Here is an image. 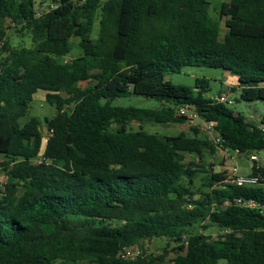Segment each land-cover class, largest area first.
Masks as SVG:
<instances>
[{"label":"trees","instance_id":"1","mask_svg":"<svg viewBox=\"0 0 264 264\" xmlns=\"http://www.w3.org/2000/svg\"><path fill=\"white\" fill-rule=\"evenodd\" d=\"M52 1L40 10L37 0H0V264H168L167 252L118 258L155 238L179 246L174 264H264V166L253 163L257 185L240 187L203 161L218 148L264 151V116L252 122L217 103L208 79H168L186 67L221 69L235 80L232 100L264 102V0L224 2L219 19L209 0ZM10 30L32 46H13ZM73 37L83 54L68 59ZM39 92L57 109L44 120L46 140L41 120H26ZM132 96L161 107L114 105ZM183 106L213 122L221 142L197 129H129L187 124Z\"/></svg>","mask_w":264,"mask_h":264},{"label":"rangeland","instance_id":"2","mask_svg":"<svg viewBox=\"0 0 264 264\" xmlns=\"http://www.w3.org/2000/svg\"><path fill=\"white\" fill-rule=\"evenodd\" d=\"M231 0H209L208 11L210 15L216 19L220 17V6L224 2H230ZM38 6L40 10H48L51 6L54 5L52 0H37ZM42 4V5H41ZM222 29L225 30V20L221 21ZM11 43L13 46H24L31 47L32 40L28 33L18 34L14 30L9 31ZM99 34V23L97 22L94 27L93 32V40L97 41ZM72 51L69 55L70 58L73 59L81 56L83 54V50L80 47V38L73 37L71 39ZM226 72L221 69H213V68H204V67H186L180 74H172L168 77V79L175 85H187L193 86L197 78L200 79H208L210 80V94L217 95L220 92L221 84L220 81H225ZM90 82H82L80 85L82 87H86ZM224 93L223 91H221ZM220 92V93H221ZM239 94L236 93L233 98L238 99ZM235 104L231 107L236 113L242 114L245 118L258 122L262 116H264V102H245L241 99H238L234 102ZM115 106L120 107H128V106H137L141 108H149V109H159L161 107V103L157 100L148 99L140 96H132L128 98H119L114 102ZM57 114V109L55 106L50 105L45 100V94L43 92H39L35 95L33 101L30 104V109L28 112V116L26 120L36 117L39 118L42 122L41 131L46 140L48 136V128L44 123L45 118L54 117ZM129 129L132 131L145 130L150 133H156L163 136H176L182 132H185L191 136L194 135V129H197L201 133V138L208 139L213 141L212 134L205 128L203 122H199L198 119H195L193 122L188 121L187 124H169V125H159L150 122L138 123L131 122L129 125ZM223 153V152H220ZM229 156L235 158L239 163V173L244 174L252 170L250 166V157H239L240 154H237L235 151L230 150ZM226 155V153H223ZM261 157L260 163L264 166V151L260 152ZM215 155L206 154L204 158V162L207 164H220L224 163V160H219L214 157ZM188 161L198 162V157L195 155H187ZM215 160V162H213ZM221 165V164H220ZM205 174H200L197 178L195 185L199 188L204 183ZM6 182V178L0 172V188L2 189V185ZM207 234L212 235L213 237H217L219 232L215 228H211L207 231ZM142 248L154 255H160L163 252H167V263L174 264L173 259L181 254L179 250V246L175 243H171L168 245V241L166 238H155L151 241H145L141 244ZM219 264H227L225 261H221Z\"/></svg>","mask_w":264,"mask_h":264},{"label":"built area","instance_id":"3","mask_svg":"<svg viewBox=\"0 0 264 264\" xmlns=\"http://www.w3.org/2000/svg\"><path fill=\"white\" fill-rule=\"evenodd\" d=\"M214 100L217 103H228L229 105H234L235 101L230 98V95L227 93H221L220 95H215ZM178 116H185L190 122H193L195 119H198L199 122H203L205 128L212 134V138L215 144H219L221 142L220 136L215 131V124L213 122H206L205 120L201 119L194 108L183 106L179 107L176 111ZM53 135V130H50L48 132V136L51 137ZM237 154H240L239 152H236ZM250 160L252 163H256L259 166L261 165L259 162V159L256 155L252 154L250 156ZM237 186H255L259 183V177H255L253 175H248L244 177H238L235 181ZM264 183V182H263ZM249 207H258L256 203L248 202L246 203ZM264 213V208H263ZM144 249L140 247H124L122 250L118 253V258L124 259L127 261H133L137 257L143 254Z\"/></svg>","mask_w":264,"mask_h":264},{"label":"crops","instance_id":"4","mask_svg":"<svg viewBox=\"0 0 264 264\" xmlns=\"http://www.w3.org/2000/svg\"><path fill=\"white\" fill-rule=\"evenodd\" d=\"M224 80L225 81H222V82L220 81V84H221L220 92L223 91V92L230 95L231 94L230 89L235 85V80L232 77H230V75H226V79H224ZM249 121H251V120H249ZM220 152L226 153V155H224L223 153H220ZM228 152L229 151H223L219 148L217 149V152H216L214 157L219 159V160H224V163H220L221 165L212 163L215 165V167H214L215 171L224 170L228 173V175L238 176V177H244V176H248V175L252 174L253 169L247 173H244V174L239 173L238 161L235 158L229 156ZM253 154L258 157L259 162H260V158H262L261 154L260 153H253ZM239 157L246 158L243 154H240ZM213 162H215V160ZM249 162H250V166L253 168V163L251 161H249Z\"/></svg>","mask_w":264,"mask_h":264}]
</instances>
